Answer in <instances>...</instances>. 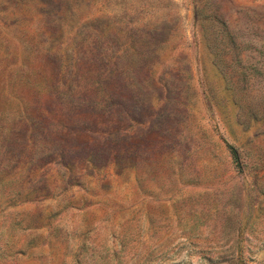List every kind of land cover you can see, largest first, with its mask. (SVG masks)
<instances>
[{"label":"rangeland","instance_id":"obj_1","mask_svg":"<svg viewBox=\"0 0 264 264\" xmlns=\"http://www.w3.org/2000/svg\"><path fill=\"white\" fill-rule=\"evenodd\" d=\"M0 264H264V0H0Z\"/></svg>","mask_w":264,"mask_h":264},{"label":"trees","instance_id":"obj_2","mask_svg":"<svg viewBox=\"0 0 264 264\" xmlns=\"http://www.w3.org/2000/svg\"><path fill=\"white\" fill-rule=\"evenodd\" d=\"M231 150H232V152H233V154L235 156V159L239 160V154L237 153V151L235 149H231Z\"/></svg>","mask_w":264,"mask_h":264}]
</instances>
